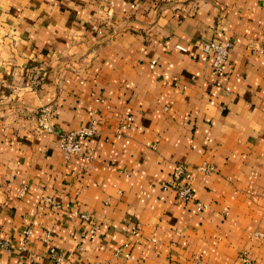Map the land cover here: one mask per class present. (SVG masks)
I'll return each instance as SVG.
<instances>
[{"label": "crops", "instance_id": "obj_1", "mask_svg": "<svg viewBox=\"0 0 264 264\" xmlns=\"http://www.w3.org/2000/svg\"><path fill=\"white\" fill-rule=\"evenodd\" d=\"M0 264H264V0H0Z\"/></svg>", "mask_w": 264, "mask_h": 264}, {"label": "built area", "instance_id": "obj_2", "mask_svg": "<svg viewBox=\"0 0 264 264\" xmlns=\"http://www.w3.org/2000/svg\"><path fill=\"white\" fill-rule=\"evenodd\" d=\"M176 47L181 51H186V49L182 46ZM231 47V40H211L199 44L200 51L211 57V72L212 75L218 79V81L221 80L225 74L228 55ZM49 116L50 112L46 108L39 112L40 130L50 131V126L48 124ZM129 119L130 118H128V120ZM96 125L97 122L93 119H90L89 125L87 127H83L75 131L64 132L59 135L58 147L65 159L70 160L80 154L82 142L94 136ZM196 170L203 173H209L213 171V167L209 164H202L197 166ZM192 180V173L188 171L185 165L179 164L174 168L172 173V181L170 183L164 184L163 188L172 190L175 193L176 198L182 201H193L195 209L201 212L204 210L205 206L195 200L192 188ZM41 201L40 208L45 205L50 206L53 209H58L61 207L54 200L46 196H42ZM78 215L84 221L90 220V214L88 212H80ZM136 231V226H133L132 232L136 233ZM88 233L90 238H93L95 228H91ZM113 254L116 257L129 259L131 257L130 246L128 244H124L123 246L117 247ZM51 256L56 262H60L62 260L61 256L55 254L54 251H51Z\"/></svg>", "mask_w": 264, "mask_h": 264}]
</instances>
